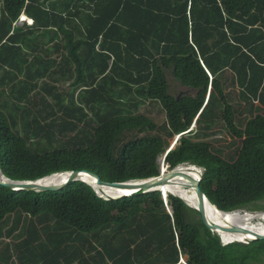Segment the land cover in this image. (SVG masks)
<instances>
[{
    "label": "trees",
    "instance_id": "1",
    "mask_svg": "<svg viewBox=\"0 0 264 264\" xmlns=\"http://www.w3.org/2000/svg\"><path fill=\"white\" fill-rule=\"evenodd\" d=\"M23 16L33 25L16 27ZM169 72L194 95L172 96ZM219 132L233 153L214 143ZM161 159L203 170L221 212L264 201V0H0L5 179L145 181ZM166 199H104L83 181L0 185V264L264 261V240L224 244L181 198Z\"/></svg>",
    "mask_w": 264,
    "mask_h": 264
},
{
    "label": "water",
    "instance_id": "2",
    "mask_svg": "<svg viewBox=\"0 0 264 264\" xmlns=\"http://www.w3.org/2000/svg\"><path fill=\"white\" fill-rule=\"evenodd\" d=\"M187 95V94H186ZM185 96V95H180L178 97V101ZM180 139V137L176 138L173 143L172 147L176 144V142ZM163 163L165 164V159L163 160ZM168 168V167H167ZM188 169L194 168L192 166L187 167ZM163 170V166H162ZM81 174H88L92 176L96 184L99 187H106L108 189H115V190H128L132 191L130 195H122L120 198H128V197H136L142 194L150 193V192H155L157 190H162L159 191L162 194L163 199L167 202V199L165 198V192L164 188L165 187H176L178 184L174 182L178 178H184L187 180L189 187L193 189L194 194L192 197L195 199V206H191L188 202L183 200L188 207L196 210L200 216L201 219L204 223V225L213 233L218 234V236L221 238V234L224 235H244L248 236L249 234H253L255 236V240H264V235H259L257 233H252L251 231L247 230L245 227L241 226H227V225H222L218 222H213L211 219L208 217V211H207V202L209 200L205 197L203 191L201 190L200 184L202 177L197 175V173H194L193 171L189 172H184L180 171V167L177 168L176 170L170 171L166 175H163L161 171V175L159 177H155L150 180H138V181H132L128 183H108V182H103L98 176H96L93 173L90 172H82V173H77L73 172L69 174V177L66 181H62L60 184L56 185H41L38 182H12L8 179L1 180L0 179V185L7 188L11 189L14 191H36V192H59L71 183L75 181H81L80 180V175ZM91 186V185H90ZM109 199H113L111 197H108ZM170 211V209L168 208ZM249 241V240H247Z\"/></svg>",
    "mask_w": 264,
    "mask_h": 264
},
{
    "label": "bare ground",
    "instance_id": "3",
    "mask_svg": "<svg viewBox=\"0 0 264 264\" xmlns=\"http://www.w3.org/2000/svg\"><path fill=\"white\" fill-rule=\"evenodd\" d=\"M186 167H187V165L180 166V171H184V172L192 171ZM168 168H167V165H164L163 170H162V166H161V171H162L163 175H166L167 173L170 172V170ZM194 168H196V167H194ZM193 172L197 173L194 170H193ZM68 177H69V173L55 174L53 176H50L48 178H45V179L38 181V183L41 185H49V186L50 185H56V184L62 183V181H66L68 179ZM0 179L5 180V178L2 176L1 172H0ZM80 180L83 181L84 183L88 184V185H91L95 191H98V192L100 191V194H104L105 197H111L113 199H119L122 195H130L132 193V191H128V190H115V189H108L106 187H99L96 184L95 179L88 174H81ZM174 182H176V184H178L179 187L178 188L165 187L164 192H165L166 198L168 197L169 194H172L174 196H177V197L185 200L191 206H195V199H194V197H192V195L194 194V191H193V189L188 188L189 184H188L187 180H185L184 178H178ZM157 191H162V190H157ZM207 211H208L209 219H211L213 222H218L222 225H227V226L245 227L247 230L251 231L252 233L264 235V226L263 227L262 226L261 227H251V225L249 224V222L251 221V217L237 215L239 213V211L233 212V213H224V212L219 211L216 207H214L213 205H211L208 202H207ZM253 216H255V215H253ZM261 220L262 221L264 220V214L261 215ZM221 235H222L221 239L225 244H231V243H234L235 241L241 242V241H247V240H255V236L253 234H249L248 236H244L241 234L240 235H224V234H221Z\"/></svg>",
    "mask_w": 264,
    "mask_h": 264
},
{
    "label": "rangeland",
    "instance_id": "4",
    "mask_svg": "<svg viewBox=\"0 0 264 264\" xmlns=\"http://www.w3.org/2000/svg\"><path fill=\"white\" fill-rule=\"evenodd\" d=\"M29 20V19H28ZM25 23L29 24L27 22V19L26 17H22L18 23H16V27H22ZM168 82H169V85H170V94L172 96H175V97H179L180 95H194V92H192L191 90L187 89V88H184L182 87L171 75V73L169 72L168 73ZM144 108L141 109V112H144ZM149 116L153 117V118H156L158 121L160 120H163L164 119V116L163 115H160L159 111L158 110H152L150 111V113H148ZM215 139V144L219 145L220 147L224 148V150L226 151V154L228 153H233L234 152V149L231 148L230 146V139L229 137L223 133V132H219V134L217 135L216 138H213ZM218 141V142H217ZM162 162H160V165L161 166H164L165 164L163 163V159H161ZM163 164V165H162ZM187 167H189L187 165ZM186 167V168H187ZM197 168V167H196ZM191 168V170L197 172V175L198 176H201L202 177V174H203V170L199 169V168ZM190 169V168H189ZM197 170V171H196ZM1 172V170H0ZM2 174V173H1ZM3 176V175H2ZM4 177V176H3ZM5 178V177H4ZM179 185H177L175 188H178ZM98 192V191H96ZM100 197L104 198V199H109L108 197H105L104 194H100V191L97 193ZM256 208H258L257 210L253 209V208H248L246 210H241L239 211V213L237 215H240V216H248V217H251V221L249 222V224L251 225V227H263L264 226V220L262 221L261 220V215L264 214V201L263 202H260L258 203L256 206ZM252 213V214H251ZM235 214V215H236ZM258 214V215H257ZM255 215V216H253ZM254 217V218H253ZM258 218V219H257ZM11 228V225L9 224V226H6L4 231H7L8 229ZM221 239V238H220ZM222 240V239H221ZM4 241L6 243H15L16 242V238H9L8 236H5L4 237ZM250 241V240H249ZM223 242V241H222ZM235 242H238V241H235ZM243 243H247L248 241H241ZM224 243V242H223ZM225 244V243H224ZM256 264H264V261L260 262V263H256Z\"/></svg>",
    "mask_w": 264,
    "mask_h": 264
},
{
    "label": "built area",
    "instance_id": "5",
    "mask_svg": "<svg viewBox=\"0 0 264 264\" xmlns=\"http://www.w3.org/2000/svg\"><path fill=\"white\" fill-rule=\"evenodd\" d=\"M27 22L29 23V26H32L33 25V21L32 20H28L27 19Z\"/></svg>",
    "mask_w": 264,
    "mask_h": 264
}]
</instances>
